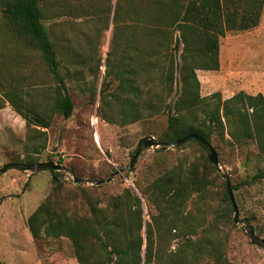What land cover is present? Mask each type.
Returning a JSON list of instances; mask_svg holds the SVG:
<instances>
[{
  "label": "rangeland",
  "instance_id": "rangeland-1",
  "mask_svg": "<svg viewBox=\"0 0 264 264\" xmlns=\"http://www.w3.org/2000/svg\"><path fill=\"white\" fill-rule=\"evenodd\" d=\"M137 5L143 10L147 2L40 0L43 23L74 99L73 114L65 118L52 112L57 84L54 74L40 50L10 34L0 0V93L13 89L18 92L14 98L38 112L52 115L49 128L38 127L47 131L48 138L36 158L63 165L58 173L64 188L57 204L71 214L88 215L91 202L104 206L125 187H131L143 199L145 221L151 222V213L156 209L142 196L143 187L179 162L203 164L207 156L197 142L189 140L177 148L170 144L166 149L147 148L139 155L134 169L128 167L141 138L161 139L167 129L170 107L182 86V46L177 48L180 34L170 32L165 35L163 45H157L148 35L146 24L136 17ZM220 42L223 71H214L209 76L197 71L201 95L220 92L224 100L241 90L251 94L260 89L264 92V85L253 83L246 67L247 49L233 44L231 51L225 39ZM171 65L173 81L169 82L165 76ZM103 115L113 121L105 120ZM33 128L26 127V136L35 134ZM25 142L20 147L22 156L19 149L3 145L0 134V167L17 157L25 158L44 139L40 135L34 137L28 142L27 152ZM212 144L222 171L230 175L232 184L264 168V152L256 141L245 144L235 141L227 126L223 136H213ZM30 154L35 156L33 152ZM207 170L211 178L208 191L205 196L192 195L186 208L189 222L196 226L193 238L212 229L223 242L224 264H264V247L252 243L243 223L233 221L234 209L230 210L224 199V178L219 172L216 175L210 165ZM51 172L9 169L0 173L1 264H80L70 239L44 235L34 238L28 227L29 215L53 191ZM112 172L117 173L110 181L93 183L108 178ZM74 174L82 181L76 182ZM233 191L240 218H248L256 234L264 238V179L242 184ZM142 234L145 236V230ZM160 238L171 249L183 239L172 238L167 232ZM201 264L216 263L206 257Z\"/></svg>",
  "mask_w": 264,
  "mask_h": 264
},
{
  "label": "trees",
  "instance_id": "trees-1",
  "mask_svg": "<svg viewBox=\"0 0 264 264\" xmlns=\"http://www.w3.org/2000/svg\"><path fill=\"white\" fill-rule=\"evenodd\" d=\"M146 2L147 6L143 10L137 5L136 17L146 24L148 35L160 46L166 34L177 31L180 34L177 48L182 46V86L179 96L170 107L167 129L160 139L163 143L161 149H166L167 144L191 133L212 142L214 135H224L227 126L235 141L244 144L249 140L256 141L259 150L264 152V94L241 90L224 100L220 92L202 96L197 75L198 69L220 68L221 37L229 32L257 26L264 0ZM1 4L10 34L19 42L40 50L54 74L57 84L52 112L60 113L65 118L71 117L75 108L74 99L65 76L60 72L61 60L43 23L44 11L40 0H1ZM165 79L173 81V65ZM17 93L13 89L5 94L0 93V108L9 100L25 119L27 129L34 127L35 134H27L25 139L26 152L28 142L37 135L42 136L44 142L40 146L34 145L25 158L17 157L10 162H38L36 156L46 147L48 138L47 131L38 127L49 128L52 115L38 112L33 106L17 100ZM102 117L113 121L110 117ZM189 140L197 142L207 151L198 139ZM32 152L35 156L30 154ZM209 165L219 176L215 164L205 156L203 164L179 162L146 184L141 190L142 196L156 209L155 213H151V222L145 221L142 197L131 187H125L104 206L91 202L88 215L71 214L57 204L64 182L59 176L60 171L52 170L53 191L29 215L28 227L34 238L44 235L70 239L80 264H201L206 257L213 259L216 264H224L220 237L214 230L206 229L201 237L193 238L197 234L196 226L189 222L186 212L191 196H205L209 189ZM74 178L78 176L74 174ZM263 179L264 168H261L250 178L232 184V188ZM27 185L28 181L24 189ZM224 199L231 206L230 210H233L225 181ZM166 232L172 238H183L174 249L160 238Z\"/></svg>",
  "mask_w": 264,
  "mask_h": 264
},
{
  "label": "crops",
  "instance_id": "crops-1",
  "mask_svg": "<svg viewBox=\"0 0 264 264\" xmlns=\"http://www.w3.org/2000/svg\"><path fill=\"white\" fill-rule=\"evenodd\" d=\"M225 39V43L232 46L245 47L248 54V63L246 65L253 79V83L264 85V6L261 14L260 22L257 26L237 32H229L221 37ZM224 60L222 57V43L220 44V68L218 70L198 69L203 72V76H209L214 71H223ZM255 70V71H254ZM264 94L262 89L260 91ZM257 92V93H258ZM0 134L1 142L9 149H19L23 146L26 137V121L13 108L9 100L5 101L4 107L0 108ZM23 156V149L19 151ZM52 173V172H51Z\"/></svg>",
  "mask_w": 264,
  "mask_h": 264
},
{
  "label": "water",
  "instance_id": "water-1",
  "mask_svg": "<svg viewBox=\"0 0 264 264\" xmlns=\"http://www.w3.org/2000/svg\"><path fill=\"white\" fill-rule=\"evenodd\" d=\"M190 138H196L204 145V147L207 150L208 159L213 164H215L218 172L224 178V180L226 182L228 194H229L231 203H232L233 208H234L233 221L236 224L243 223L244 228H245L250 240L252 241V243H254L257 246L264 247V238H262L256 234V232H255L252 224L250 223L249 219L248 218H243V219L240 218L238 206H237L235 196H234V191L232 188V181H231L230 175L228 173H225L222 171V168L220 166V158H219L218 152H217L216 148L214 147V145L212 144V142L208 141L207 139L203 138L202 136H200L198 134L191 133V134L184 136L183 138L178 139L176 142L171 143L170 146L177 148L181 144H183L187 140H189ZM162 144L163 143L160 140L156 139L154 136H145V137L141 138L139 141V144L137 146V149L135 151V154L133 155L132 160H131L128 167L131 168L133 165H135L139 155L141 154V152L143 150L150 148V147H154V146L159 147ZM62 168H63L62 164L54 162V161H38V162H34V163L13 161V162L6 163L2 167H0V173H3L9 169H19L22 171H29L30 173H35V172H38L42 169H50L52 171V170H61ZM70 172L73 173V170H70ZM116 173L117 172H112L110 174V176L104 180H93V183L99 185V184H102L104 182H108L113 178V176ZM74 179L76 182L82 181V180H79L78 178H74Z\"/></svg>",
  "mask_w": 264,
  "mask_h": 264
}]
</instances>
